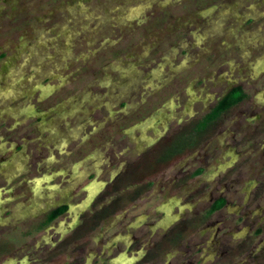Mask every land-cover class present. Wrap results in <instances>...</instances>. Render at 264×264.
<instances>
[{
  "label": "rangeland",
  "instance_id": "374dc122",
  "mask_svg": "<svg viewBox=\"0 0 264 264\" xmlns=\"http://www.w3.org/2000/svg\"><path fill=\"white\" fill-rule=\"evenodd\" d=\"M234 85L247 97L232 118L263 105L264 0H0V261L45 236L40 212L92 177L146 170L155 130L192 124ZM155 110L179 115L160 125Z\"/></svg>",
  "mask_w": 264,
  "mask_h": 264
},
{
  "label": "flooded vegetation",
  "instance_id": "af4514ba",
  "mask_svg": "<svg viewBox=\"0 0 264 264\" xmlns=\"http://www.w3.org/2000/svg\"><path fill=\"white\" fill-rule=\"evenodd\" d=\"M229 94L239 99L230 104ZM246 97L234 85L215 95L213 106L192 124L178 120L172 131L169 125L155 130L156 122L134 128L155 130L145 144L146 170L119 176V168L107 183L92 177L68 203L34 217L31 230L45 233L36 246L16 250L0 264H264V103L232 118ZM263 97L261 92L257 100ZM154 112L160 125L179 115ZM227 115L232 119L226 125ZM210 129L217 131L205 140ZM133 175L148 186L129 183ZM108 183L114 194L103 203L98 196ZM149 187L159 200L151 207L153 196L143 193ZM122 194L127 197L120 202ZM3 233L0 257L9 247ZM29 236L21 232L19 238Z\"/></svg>",
  "mask_w": 264,
  "mask_h": 264
},
{
  "label": "trees",
  "instance_id": "16d2710c",
  "mask_svg": "<svg viewBox=\"0 0 264 264\" xmlns=\"http://www.w3.org/2000/svg\"><path fill=\"white\" fill-rule=\"evenodd\" d=\"M233 93V92H232ZM239 98H236L234 94H229L226 98L225 101H230V104H232L233 102L237 101ZM220 106H223V102Z\"/></svg>",
  "mask_w": 264,
  "mask_h": 264
}]
</instances>
